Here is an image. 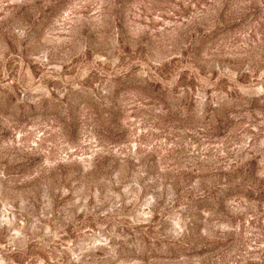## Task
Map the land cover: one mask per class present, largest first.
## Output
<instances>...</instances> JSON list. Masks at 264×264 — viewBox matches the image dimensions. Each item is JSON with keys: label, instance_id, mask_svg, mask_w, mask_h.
<instances>
[{"label": "rangeland", "instance_id": "obj_1", "mask_svg": "<svg viewBox=\"0 0 264 264\" xmlns=\"http://www.w3.org/2000/svg\"><path fill=\"white\" fill-rule=\"evenodd\" d=\"M0 264H264V0H0Z\"/></svg>", "mask_w": 264, "mask_h": 264}]
</instances>
